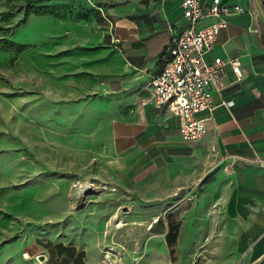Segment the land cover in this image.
<instances>
[{"label":"crops","instance_id":"0c3cea01","mask_svg":"<svg viewBox=\"0 0 264 264\" xmlns=\"http://www.w3.org/2000/svg\"><path fill=\"white\" fill-rule=\"evenodd\" d=\"M87 1L108 22L98 35L107 43L103 68L94 74L103 79L102 107L88 114L97 122L94 145L102 148V160L88 182L116 191L102 189L86 209L71 204L41 217L0 248V264H126L127 257L105 255L106 227L120 220L125 203L131 211L124 220H152L150 230L164 238L167 253L163 263L153 255L150 262L128 264H264V21L255 1L223 0L249 13L229 19L206 60L238 58L244 78L237 82L225 65L214 110L198 115L207 132L194 143L182 139L173 113L151 102L150 83L169 59L172 38L188 26L183 0ZM203 161L202 172L216 168L205 187L216 193L173 197L197 180L196 165Z\"/></svg>","mask_w":264,"mask_h":264},{"label":"rangeland","instance_id":"374dc122","mask_svg":"<svg viewBox=\"0 0 264 264\" xmlns=\"http://www.w3.org/2000/svg\"><path fill=\"white\" fill-rule=\"evenodd\" d=\"M87 3L0 0V248L55 209L73 204L80 211L104 193L80 192L101 167L97 122L88 114L102 107L103 79L94 74L103 68L107 43L98 35L108 23ZM88 38L92 43L82 44ZM206 164L198 162L197 180L173 197L214 195L215 187H205L216 168L202 172ZM130 211L122 204L120 220L109 221L105 255L165 262L166 243L153 236V221L124 220Z\"/></svg>","mask_w":264,"mask_h":264},{"label":"built area","instance_id":"2783aa9c","mask_svg":"<svg viewBox=\"0 0 264 264\" xmlns=\"http://www.w3.org/2000/svg\"><path fill=\"white\" fill-rule=\"evenodd\" d=\"M183 0V18L188 26L175 35L168 47L169 59L150 83L151 102L158 110L167 109L180 122L184 141L194 143L207 132L206 120L198 115L214 110L213 93L224 89V67L230 64L237 82L244 78L240 59L228 62L218 58L209 63L206 55L212 50L220 32L228 27L232 16L249 13L240 5H230L223 0ZM209 24L199 26L203 21ZM264 165V163H263ZM89 185L85 187V185ZM80 187L86 192L95 190L93 183ZM104 190L115 188L103 185Z\"/></svg>","mask_w":264,"mask_h":264},{"label":"water","instance_id":"95a60500","mask_svg":"<svg viewBox=\"0 0 264 264\" xmlns=\"http://www.w3.org/2000/svg\"><path fill=\"white\" fill-rule=\"evenodd\" d=\"M254 1H255V5L259 11L260 16H261L262 20L264 21V8L261 5L259 0H254ZM263 261H264V258L260 261V263H262Z\"/></svg>","mask_w":264,"mask_h":264},{"label":"bare ground","instance_id":"6f19581e","mask_svg":"<svg viewBox=\"0 0 264 264\" xmlns=\"http://www.w3.org/2000/svg\"><path fill=\"white\" fill-rule=\"evenodd\" d=\"M88 186H89V185L87 184V185L84 186V188H85V187H88ZM84 188H82L81 191H83ZM81 191H80V192H81ZM140 225H141V224H140ZM124 226H125V224L121 223V225H119V228H123Z\"/></svg>","mask_w":264,"mask_h":264}]
</instances>
